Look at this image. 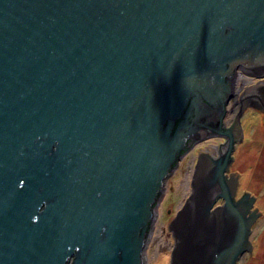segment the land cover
I'll list each match as a JSON object with an SVG mask.
<instances>
[{
	"label": "water",
	"instance_id": "1",
	"mask_svg": "<svg viewBox=\"0 0 264 264\" xmlns=\"http://www.w3.org/2000/svg\"><path fill=\"white\" fill-rule=\"evenodd\" d=\"M237 66L264 76V0H0V264H144L166 178ZM212 163L169 264L251 252L255 197Z\"/></svg>",
	"mask_w": 264,
	"mask_h": 264
},
{
	"label": "rangeland",
	"instance_id": "2",
	"mask_svg": "<svg viewBox=\"0 0 264 264\" xmlns=\"http://www.w3.org/2000/svg\"><path fill=\"white\" fill-rule=\"evenodd\" d=\"M254 114L252 109L243 114L244 119L249 120L246 135H250V138L246 143L236 147L234 162L228 170L238 173L236 186L238 185L239 190L234 195L235 201L246 192L249 193L247 200L251 196L255 197L246 217L255 209H257L255 215L259 213L251 223L248 234L252 245L251 252L246 250L241 253L236 264H264V116L262 119ZM199 146L205 148L206 145ZM181 160L166 178L163 193L157 203L153 228L144 245V264H169L173 238L168 231V224L191 191L189 186L183 185V178L189 181L190 166L193 164L188 156H183ZM226 171L223 173L229 178ZM237 173L233 172L234 178ZM221 200L220 197H216L212 207Z\"/></svg>",
	"mask_w": 264,
	"mask_h": 264
},
{
	"label": "flooded vegetation",
	"instance_id": "3",
	"mask_svg": "<svg viewBox=\"0 0 264 264\" xmlns=\"http://www.w3.org/2000/svg\"><path fill=\"white\" fill-rule=\"evenodd\" d=\"M257 72H250L240 66L235 67L232 70L231 75L224 77V81L229 88L228 92H226L227 97L223 103L221 116L217 115L215 107L213 106L211 112L208 111L206 115L202 113L204 115L200 116V118L198 117L202 126L199 125L192 137L187 139L184 149L180 153L181 157L178 160V162H180L183 156H188L190 162L193 164L190 166L191 172L189 174V181L187 182V178H183L184 186H189L192 189V182L198 175L200 164L204 160H211L213 163H216L217 160H219L220 163L226 161L228 162L226 170H229L234 162L236 147L246 143V140L250 138V135H246V128L249 124V120H245L243 117V114L247 110L252 109L255 113L254 115H257L259 118L262 117L263 119L264 76H261V71ZM229 112L232 113L231 116L229 115ZM201 144L206 145L205 148H200L199 145ZM233 172L237 173L236 171ZM229 173L232 172L228 171V174ZM225 175L227 174L225 173L224 177ZM232 181L233 183H238V179L234 181L233 177L231 179L225 178V183L229 188L233 187ZM163 190L164 185L161 195ZM238 190L237 185L235 188V194ZM222 202L223 199L221 202L215 203L213 206H218ZM44 208L45 202L42 201L38 207V212H42ZM152 228L153 224L150 227L149 232H151Z\"/></svg>",
	"mask_w": 264,
	"mask_h": 264
},
{
	"label": "bare ground",
	"instance_id": "4",
	"mask_svg": "<svg viewBox=\"0 0 264 264\" xmlns=\"http://www.w3.org/2000/svg\"><path fill=\"white\" fill-rule=\"evenodd\" d=\"M187 182H188V180H187Z\"/></svg>",
	"mask_w": 264,
	"mask_h": 264
}]
</instances>
